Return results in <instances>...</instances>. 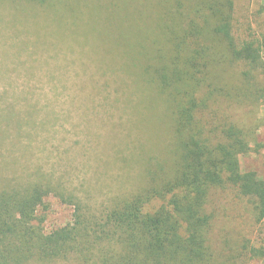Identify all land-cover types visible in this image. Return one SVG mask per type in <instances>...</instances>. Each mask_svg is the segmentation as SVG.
<instances>
[{"label": "trees", "instance_id": "1", "mask_svg": "<svg viewBox=\"0 0 264 264\" xmlns=\"http://www.w3.org/2000/svg\"><path fill=\"white\" fill-rule=\"evenodd\" d=\"M82 1L0 0V4L21 13L29 5L36 26L41 20L54 25L71 44L101 52L100 60L109 57L119 63L123 48L120 67L153 93V106L155 102L164 106L170 143L160 148L154 169L151 164L146 169V185L99 219L85 212L76 195L58 192L48 182L0 189V264H29L33 259H65L72 254L87 261L97 256L100 264H216L209 244L211 193L235 189L251 202L261 222L264 179L242 168L241 157L249 153L250 142L238 125L226 124L209 134L200 126L197 112L204 102L197 93L203 79L214 78L215 67L228 59L248 68L263 67L262 46L238 41L235 0H99L109 10L103 23L93 14L97 6L88 10L90 21L81 18L83 9L69 10ZM74 15L78 19L73 21ZM96 37L112 43L93 46ZM242 76L245 93L251 84L250 70L242 71ZM207 88L211 98L212 86ZM15 116L10 108L5 119ZM5 135L0 124V140ZM53 195L72 206V221L48 229L55 212ZM242 248L264 258V242L260 248Z\"/></svg>", "mask_w": 264, "mask_h": 264}, {"label": "rangeland", "instance_id": "2", "mask_svg": "<svg viewBox=\"0 0 264 264\" xmlns=\"http://www.w3.org/2000/svg\"><path fill=\"white\" fill-rule=\"evenodd\" d=\"M99 3L83 0L69 10L83 9L81 18L90 21L88 10L97 6L93 14L103 23L109 10ZM23 7L25 13L0 4V124L6 131L0 140V189L48 182L58 192L76 195L85 212L99 219L146 185V169L150 164L154 169L160 148L166 149L172 136L165 108L153 106V93L122 71L123 48L119 63L100 60L101 52L71 44L54 25L41 20L36 26L29 5ZM235 35L240 42L260 44L264 57V0H235ZM93 41L102 47L112 43L106 37ZM245 69L251 73L246 94ZM208 78L197 93L204 102L197 112L200 126L209 134L238 125L250 142L242 168L264 179V66L248 68L228 59ZM10 108L16 116L9 121ZM57 196L48 229L72 221V206ZM208 210L216 264H264V258L242 248H260L264 242V220L257 221L251 202L235 189L215 190ZM29 264H100V258L91 255L87 261L72 254Z\"/></svg>", "mask_w": 264, "mask_h": 264}]
</instances>
